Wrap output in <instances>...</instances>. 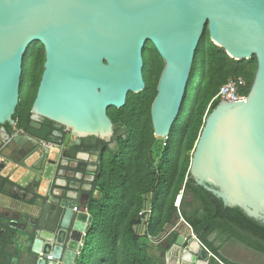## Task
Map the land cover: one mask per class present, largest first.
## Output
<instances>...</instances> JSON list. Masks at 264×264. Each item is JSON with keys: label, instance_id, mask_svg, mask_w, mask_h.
Wrapping results in <instances>:
<instances>
[{"label": "water", "instance_id": "obj_1", "mask_svg": "<svg viewBox=\"0 0 264 264\" xmlns=\"http://www.w3.org/2000/svg\"><path fill=\"white\" fill-rule=\"evenodd\" d=\"M205 29L231 59L254 57L257 66L245 100L218 102L206 117L188 175L225 207L264 225V0H0V172L8 169L10 181L24 188L43 184L46 197L49 183L42 178L48 166L49 176L56 165L65 166L72 139L76 145L88 136L110 142L108 110L144 90L148 43L164 63L152 128L156 138L167 139ZM34 43L43 47L44 63L31 121L9 134L3 126L15 125L23 58ZM51 125L69 132L63 143ZM77 203L63 195L40 206L35 242H43L42 254L53 260L37 264H74L90 220L87 201L81 213L73 212ZM179 249L180 264H207L209 255L192 232Z\"/></svg>", "mask_w": 264, "mask_h": 264}, {"label": "trees", "instance_id": "obj_2", "mask_svg": "<svg viewBox=\"0 0 264 264\" xmlns=\"http://www.w3.org/2000/svg\"><path fill=\"white\" fill-rule=\"evenodd\" d=\"M143 60L144 90L129 93L123 108L108 110L116 134L112 141L115 149L98 139H87L78 147L100 150L93 181L100 198L88 202L90 221L76 264H151L136 228L143 210L150 211L142 226L147 237L157 238L165 227L173 228L180 214L196 238L222 264H235L219 253V248L232 240L264 256V225L237 208L225 207L188 175L205 119L218 104L210 105L211 99L230 78L238 77L245 80L247 95L256 59H231L210 41L205 29L195 52L185 100L170 135L162 139L164 147L157 163L151 154L158 139L154 136L150 108L164 63L150 43L144 49ZM43 63V47L39 43L30 45L23 58L19 104L12 118L18 130L28 127ZM3 127L13 133L9 124ZM178 196L191 199L190 210L185 209V200L180 201L178 209L175 207ZM4 240L0 264H16L15 253L7 249L11 242ZM209 264H214L212 258Z\"/></svg>", "mask_w": 264, "mask_h": 264}, {"label": "crops", "instance_id": "obj_3", "mask_svg": "<svg viewBox=\"0 0 264 264\" xmlns=\"http://www.w3.org/2000/svg\"><path fill=\"white\" fill-rule=\"evenodd\" d=\"M13 128L12 126V129ZM19 132H21V130ZM115 146L114 143V148L110 149L114 150ZM64 149L68 152V157L63 158L65 160L63 161V165L65 166L56 165L54 173H51L52 176H45L42 178L46 179L49 183L46 197L42 196L45 193V186L43 184L40 187L39 183L32 181L24 188L10 181L8 169H4L0 172V189L3 190L2 193L0 192V247L2 248V244H4L3 242L5 241L4 239L11 242L7 249L15 253V260H18L16 264H37L39 259H45L48 262L47 257L42 254V246L44 243L35 242L38 239L35 233L40 206L48 198L57 201L61 196L66 195L69 200L73 199L74 203L78 201L79 210L77 213H81L80 208L82 203L87 201L85 213L88 215V202L91 199L98 200L100 198V193L93 186L95 172L99 164L98 150H79L74 147L72 142ZM149 215L146 216L145 221L148 219ZM141 219L143 218L140 217L136 228L138 230V236H142V240L144 241L147 239V236L144 234L145 230L141 226ZM166 228L169 227L167 226L165 229ZM140 230H142V234ZM165 231L166 230H164V232ZM230 242L231 241L226 242L219 248V253L221 255L223 247ZM236 243L245 249V253H247V251L254 253V256L250 258L259 259L258 257H264L254 250L247 248L245 245L238 242ZM82 246L83 244L76 253L74 264L77 262ZM175 250L176 245L170 251L171 264L175 258L180 260L181 251L179 248H177V252ZM147 254L150 257V253ZM151 254L153 255L152 257L157 256L160 258L161 255L164 257V251L158 255H156V252L151 251ZM222 256L235 264H247L246 262H239L227 258L224 255ZM211 258L214 261L218 260L210 256L207 260V264H209ZM218 261L217 263L220 264L221 262L219 261V263Z\"/></svg>", "mask_w": 264, "mask_h": 264}, {"label": "rangeland", "instance_id": "obj_4", "mask_svg": "<svg viewBox=\"0 0 264 264\" xmlns=\"http://www.w3.org/2000/svg\"><path fill=\"white\" fill-rule=\"evenodd\" d=\"M147 46V45H146ZM145 46V47H146ZM191 81V80H190ZM195 81L193 80L192 83H194ZM194 90V88H192L189 92L192 93V91ZM158 141L156 143V145L154 146V148L152 149V158H154V163H157L160 156H161V152L163 150V140L161 138H157ZM110 148H114V144H112V146ZM182 201L185 200V205L187 211L190 210V202L191 199L189 197H184L183 199H181ZM194 208L197 207L196 204H193ZM179 208V207H178ZM177 208V209H178ZM179 213V212H178ZM181 216L180 214H178V218H176L175 220V225L173 228H166L165 232L162 233L161 235L158 236V238H153L150 237L146 240H141V244L146 246V252L150 253V260H151V264H171L170 262V251L172 250V248L175 246V242L177 240V238L179 236H183L186 239H188L191 235V230L190 228L181 220ZM183 219V218H182ZM141 234H142V230H140ZM215 245H217L216 242H214ZM165 249V250H164ZM151 251L156 252V255L161 254V252L163 253L164 251V257L163 255L159 257H152L153 255L151 254ZM181 251V250H180ZM179 251V252H180ZM245 249L238 245L236 243V241H231L230 243L226 244L221 253L222 255H224L227 258H230L232 260H236L239 262H246L247 264H264V257H258L257 258H250L254 256V253L250 251H247V253H245ZM249 254V255H248ZM172 260V259H171ZM18 260H15V263H17ZM172 264H180V260L176 259L173 261ZM214 264H218L217 261H214Z\"/></svg>", "mask_w": 264, "mask_h": 264}, {"label": "built area", "instance_id": "obj_5", "mask_svg": "<svg viewBox=\"0 0 264 264\" xmlns=\"http://www.w3.org/2000/svg\"><path fill=\"white\" fill-rule=\"evenodd\" d=\"M246 89V82L243 78L238 77V78H230L224 85H222L216 95L211 99L210 105L214 102H227V103H238L242 102L245 100L246 95L244 94V91ZM163 140H166L165 138ZM46 148H51L53 147L52 144H44ZM180 202V196L177 197V200L175 202V207H179ZM79 210V207H74L73 212L77 213ZM149 210H143L139 213V217L141 219V226L145 225V218L147 215H149ZM181 220L190 228V226L181 218ZM191 230V228H190ZM197 242L204 248V250L208 253L209 257H213L214 259L217 260L213 254L196 238ZM48 261L52 260L51 256L47 257ZM218 261V260H217ZM219 262V261H218ZM220 263V262H219ZM221 264V263H220Z\"/></svg>", "mask_w": 264, "mask_h": 264}, {"label": "flooded vegetation", "instance_id": "obj_6", "mask_svg": "<svg viewBox=\"0 0 264 264\" xmlns=\"http://www.w3.org/2000/svg\"><path fill=\"white\" fill-rule=\"evenodd\" d=\"M29 119H30V121H31V109H30V116H29ZM30 121H29V123H30ZM29 125V124H28ZM52 126V130H53V132H56V133H58L60 136H61V138H60V140L61 141H63L64 140V137L67 135V134H69V132H64V129L62 128V127H59V126H57V125H51ZM14 128H13V132H14V130H15V132L14 133H16V132H19L20 130H18L16 127H15V125L13 126ZM28 128V127H27ZM6 130V129H5ZM22 131V130H21ZM7 132V131H6ZM12 134V133H11ZM116 134H115V129H114V126H113V134H112V137H111V140H110V142H105V143H107L108 144V147L110 148L111 146H112V144H114L112 141H113V139H115V136ZM87 139H91V140H96V139H98V140H100L99 138H97V137H94V136H88V137H86V138H83L81 141H80V143H79V145H76L75 144V142H74V140L72 139L71 141H70V143L72 142L73 144H74V147L75 148H78V147H80L82 144H83V142L85 141V140H87ZM102 141V140H101ZM104 142V141H103ZM70 145V144H69ZM98 154H100V150H98Z\"/></svg>", "mask_w": 264, "mask_h": 264}, {"label": "bare ground", "instance_id": "obj_7", "mask_svg": "<svg viewBox=\"0 0 264 264\" xmlns=\"http://www.w3.org/2000/svg\"><path fill=\"white\" fill-rule=\"evenodd\" d=\"M49 170H50V166L47 167L45 176L48 177L49 176ZM181 201V200H180ZM180 203V202H179ZM183 241H185V237L180 236L177 240H176V252H177V248L181 247V244L183 243Z\"/></svg>", "mask_w": 264, "mask_h": 264}, {"label": "clouds", "instance_id": "obj_8", "mask_svg": "<svg viewBox=\"0 0 264 264\" xmlns=\"http://www.w3.org/2000/svg\"><path fill=\"white\" fill-rule=\"evenodd\" d=\"M180 200H181V197H180Z\"/></svg>", "mask_w": 264, "mask_h": 264}]
</instances>
